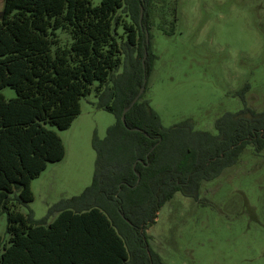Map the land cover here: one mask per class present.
<instances>
[{
  "label": "trees",
  "instance_id": "trees-1",
  "mask_svg": "<svg viewBox=\"0 0 264 264\" xmlns=\"http://www.w3.org/2000/svg\"><path fill=\"white\" fill-rule=\"evenodd\" d=\"M148 4L3 0L0 90L12 88L16 97L0 94V215L9 235L6 244L0 238V264H163L147 235L160 208L176 193L199 202L201 183L235 165L246 146L264 155V110L245 102L215 121V134L195 130L190 120L161 124L144 99L156 59L145 37ZM94 82L97 107L115 123L103 140L93 138L90 185L40 220L17 211L34 199L31 182L64 158L61 139L47 126L67 130ZM142 86L123 125L122 112Z\"/></svg>",
  "mask_w": 264,
  "mask_h": 264
},
{
  "label": "rangeland",
  "instance_id": "rangeland-1",
  "mask_svg": "<svg viewBox=\"0 0 264 264\" xmlns=\"http://www.w3.org/2000/svg\"><path fill=\"white\" fill-rule=\"evenodd\" d=\"M148 12L156 59L143 92L164 127L190 120L195 130L215 134V121L239 111L244 102L264 110V0H149ZM57 35L60 43L68 42L64 32ZM97 86L94 82L80 100V114L67 130L47 126L61 139L64 158L48 164L31 182L34 199L27 206L17 204V211L40 220L60 200L90 185L93 138L103 140L115 123L113 114L97 107ZM0 94L16 97L9 87ZM199 199L176 193L158 211L147 235L161 262L264 264L263 153L246 146L235 165L201 183ZM6 226L1 214L3 244L9 236Z\"/></svg>",
  "mask_w": 264,
  "mask_h": 264
},
{
  "label": "water",
  "instance_id": "water-1",
  "mask_svg": "<svg viewBox=\"0 0 264 264\" xmlns=\"http://www.w3.org/2000/svg\"><path fill=\"white\" fill-rule=\"evenodd\" d=\"M143 1V0H141ZM143 18V9L140 8V12H139V22L141 23V20ZM2 20V11H0V21ZM145 37H146V43L149 42V37H148V33L147 31L145 32ZM146 56H147V53L144 52V55H143V58H142V65L144 66V62H145V59H146ZM145 83V82H144ZM144 91V86H142L139 91H138V94L136 95V97L132 100L130 106L126 109L123 110L122 112V115H121V121L123 123V125H125V114L126 112L138 101V99L140 98V96L142 95Z\"/></svg>",
  "mask_w": 264,
  "mask_h": 264
}]
</instances>
